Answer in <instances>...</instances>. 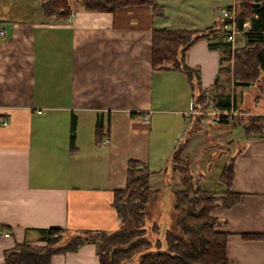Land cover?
<instances>
[{
	"label": "crops",
	"instance_id": "crops-1",
	"mask_svg": "<svg viewBox=\"0 0 264 264\" xmlns=\"http://www.w3.org/2000/svg\"><path fill=\"white\" fill-rule=\"evenodd\" d=\"M39 3L0 0V115L7 118L0 125V228L8 232L0 235V264L4 251L17 245H43L41 229H114L112 191L124 186L127 160L164 167L192 120L184 118L191 109L185 77L170 63L151 70L150 35L153 28L202 29L198 17L171 26L159 0L161 15H152L147 4L94 11L81 0H67L69 14L55 18L44 16ZM174 15L176 21L183 16ZM222 39L217 31L211 40ZM224 55L206 39L183 54L210 98L223 92L217 69L226 64ZM233 102L231 109L243 113ZM234 126L241 131L237 137ZM241 128L236 122L223 138L227 147L237 144L229 152L228 191L239 199L210 214L222 222L217 228L226 232L225 254L234 264H264V133ZM199 177L203 187L223 191L217 181L209 186L207 175ZM149 181L153 189L164 186L162 173ZM49 264H98L95 245L52 254Z\"/></svg>",
	"mask_w": 264,
	"mask_h": 264
},
{
	"label": "trees",
	"instance_id": "trees-1",
	"mask_svg": "<svg viewBox=\"0 0 264 264\" xmlns=\"http://www.w3.org/2000/svg\"><path fill=\"white\" fill-rule=\"evenodd\" d=\"M85 10L112 11L130 4H147L152 15H161L156 0H81ZM44 16L65 18L69 14L67 0H40ZM235 26L255 12L249 21V29L243 33V42L230 52V45L224 41L211 40L227 19L214 17L212 23L202 29L153 28L150 35L149 63L151 70H160L164 63L180 72L190 90V108L198 109L207 101L219 110L234 107L232 95L222 93L215 98L208 97L200 86L197 69L183 60L184 51L199 39L208 40L211 48L223 50V59L231 56V63L217 69V74L228 79L230 73L246 84L264 82V5L262 0H233ZM257 103L258 100L255 99ZM236 107V105H235ZM191 119L199 115H189ZM241 116H237L240 118ZM216 122H236L220 114ZM240 122V121H239ZM245 134L264 133V115L254 114L242 122ZM74 117L70 119L69 142L74 136ZM102 125H95L98 140ZM190 126L184 129L182 138L173 146L166 164L151 169L145 163L130 158L126 162L125 181L122 188L112 191L111 206L117 216L116 227L109 231L69 232L60 227L41 229V246L17 245L4 251V264H49V257L55 253L74 251L84 243L95 245L98 264H234L225 254L226 232L217 227L220 219L210 214L214 208H227L239 199V194L228 191L232 178V156H227L220 166L216 180L223 188L221 193L203 187L193 171L187 155L182 157L188 145ZM162 173L164 186L153 189L149 178ZM176 173L175 180L173 174ZM159 192V193H158ZM159 195L162 204L155 219H151L148 206ZM148 231L154 237H148ZM69 234L65 237V233ZM254 236V235H247Z\"/></svg>",
	"mask_w": 264,
	"mask_h": 264
},
{
	"label": "rangeland",
	"instance_id": "rangeland-1",
	"mask_svg": "<svg viewBox=\"0 0 264 264\" xmlns=\"http://www.w3.org/2000/svg\"><path fill=\"white\" fill-rule=\"evenodd\" d=\"M164 6V10L168 13L170 17L166 19V22L171 26L185 20H192L196 17L199 18L195 24L201 26L202 28L209 26L214 17L219 16V9L221 7L228 6L233 2V0H159ZM175 12H181L183 14L182 19L176 21L177 18L174 15ZM192 17V18H190ZM219 37H223V30H218ZM234 47L236 44L242 43L241 34L237 33L234 39ZM226 63L231 62V56L226 59ZM239 79L230 73L228 79H224L223 90L224 93L232 95L235 99L236 108L243 110L240 113V118L238 114L232 115L234 122H244L247 118L254 114L264 115V82L262 80H257L256 82H249L246 84L238 83ZM255 99L258 102H255ZM234 110V109H233ZM193 115H199L194 113ZM202 117H205L204 119ZM201 119H203L201 121ZM211 117L199 115V117L193 118L191 123L187 121L183 128L190 126V129L194 130L190 132L188 136V145L184 148L182 157L187 155L190 161V165L197 175V178L202 174L208 176L209 186H212L216 180L217 173L220 169L221 164L229 156V152L237 146V144L232 141L231 145L227 147L224 143L223 138H228L229 131L232 129V124L229 122L225 123H213ZM180 131L181 135L184 134ZM239 127H235L232 130V136H238L241 134ZM242 129V128H241ZM175 180L177 179V174H173ZM212 179V180H211ZM159 195L153 198L148 206V213L151 219H155L159 203ZM69 232L65 233V237ZM148 237L153 238L154 233L148 231Z\"/></svg>",
	"mask_w": 264,
	"mask_h": 264
},
{
	"label": "built area",
	"instance_id": "built-area-1",
	"mask_svg": "<svg viewBox=\"0 0 264 264\" xmlns=\"http://www.w3.org/2000/svg\"><path fill=\"white\" fill-rule=\"evenodd\" d=\"M262 5H264V0H262ZM220 19H229L227 23L223 24L221 29H223V41L229 43L230 45V52L234 48V39L235 35L237 33L241 34L243 39V33L246 32L249 29V21L251 18L256 17L255 12H252L248 17H246L241 23L239 28L235 26L234 21V9H233V3L229 6L222 7L219 10V16ZM3 33V29H0V35ZM264 33V30H263ZM231 61V60H230ZM231 63V62H229ZM199 114L207 117H211L213 121H217L220 114L227 115L228 118H231L232 115L238 114V112L234 111L233 109L228 110H219L215 108L211 101H207L205 106L200 107L198 109H190L184 114V118H188L191 114ZM7 123V118L5 116L0 115V125H5ZM180 135L177 136L176 140L178 141L180 139ZM103 141H106V139H103ZM0 235H8V232L6 230H3L0 228Z\"/></svg>",
	"mask_w": 264,
	"mask_h": 264
}]
</instances>
